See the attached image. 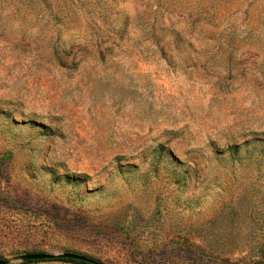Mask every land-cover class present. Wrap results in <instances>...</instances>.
I'll list each match as a JSON object with an SVG mask.
<instances>
[{
    "label": "rangeland",
    "instance_id": "rangeland-1",
    "mask_svg": "<svg viewBox=\"0 0 264 264\" xmlns=\"http://www.w3.org/2000/svg\"><path fill=\"white\" fill-rule=\"evenodd\" d=\"M264 264V0H0V260Z\"/></svg>",
    "mask_w": 264,
    "mask_h": 264
},
{
    "label": "water",
    "instance_id": "water-1",
    "mask_svg": "<svg viewBox=\"0 0 264 264\" xmlns=\"http://www.w3.org/2000/svg\"><path fill=\"white\" fill-rule=\"evenodd\" d=\"M21 260L23 262L28 261V260H47V259H54V258H71V259H77V260H81V261H85V262H89V263H95L94 260L80 255V254H76V253H60V254H48V253H32V254H26V255H22ZM7 261L5 260H0V264H6Z\"/></svg>",
    "mask_w": 264,
    "mask_h": 264
},
{
    "label": "trees",
    "instance_id": "trees-1",
    "mask_svg": "<svg viewBox=\"0 0 264 264\" xmlns=\"http://www.w3.org/2000/svg\"><path fill=\"white\" fill-rule=\"evenodd\" d=\"M55 261H59V262H67V263H73V264H102L98 261H95V263H89V262H85V261H81V260H77V259H71V258H54V259H47V260H28L26 261V263H30V262H55Z\"/></svg>",
    "mask_w": 264,
    "mask_h": 264
}]
</instances>
